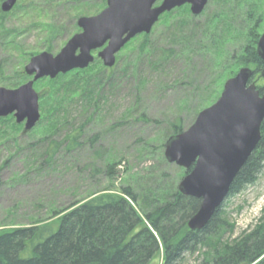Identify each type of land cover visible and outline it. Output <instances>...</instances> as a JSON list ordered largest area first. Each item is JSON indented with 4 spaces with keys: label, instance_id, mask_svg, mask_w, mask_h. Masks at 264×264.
Segmentation results:
<instances>
[{
    "label": "rangeland",
    "instance_id": "obj_1",
    "mask_svg": "<svg viewBox=\"0 0 264 264\" xmlns=\"http://www.w3.org/2000/svg\"><path fill=\"white\" fill-rule=\"evenodd\" d=\"M4 1L0 0V88L5 89H12L19 79L32 81L34 77L25 73L31 56L49 52V45L50 53L56 56L73 36L81 33L77 23L81 17L96 16L108 6V0H17L15 8L4 17ZM237 1L209 0L199 16L189 10L186 28L178 24L186 21L183 10L189 5L165 13L148 35L151 56L139 54L146 35L129 42L117 55L119 65L111 69L98 58L100 51L94 52V63L99 62L95 72L107 69V77H113L114 82L106 89L98 120L84 133L83 145L70 154L61 148L52 167L42 164L48 144L32 146L39 123L26 132L25 123L18 124L14 116H8L18 128L9 130L10 138L18 140V149H0V231L32 227L38 221L53 224L60 216L56 213L77 200L127 183L136 188L139 181L145 183L144 178L159 180L163 172L170 173L176 183L182 175L184 178L187 170L169 163L165 149L161 150L164 135L179 120H183L186 130L195 123L200 103L213 98L227 81L223 85L218 82L225 74L220 62L230 67L233 63L225 61V55L237 49L229 42L222 49L216 46L214 56L204 53L205 47L211 45L196 27L229 11L239 27L244 14L256 9L249 16L260 20L262 15L261 36L264 33V0ZM170 48L175 52L165 60L164 53ZM215 61L218 66L213 67ZM41 80L44 81L39 83ZM41 80L34 85L40 98L52 87L51 78ZM81 122L85 123V119ZM96 134L100 139L92 145L90 139ZM108 164L114 165L115 175L107 174ZM220 208L227 223L224 229H232L226 231L224 241L255 232L264 220V171L256 184L228 197ZM205 252L186 255L182 264H201Z\"/></svg>",
    "mask_w": 264,
    "mask_h": 264
},
{
    "label": "trees",
    "instance_id": "obj_2",
    "mask_svg": "<svg viewBox=\"0 0 264 264\" xmlns=\"http://www.w3.org/2000/svg\"><path fill=\"white\" fill-rule=\"evenodd\" d=\"M245 1L238 0L237 3ZM189 10L188 6L184 8L186 21H181L178 26L189 27ZM255 10L245 11L239 27L235 25L236 17L229 11L213 16L196 29L211 45L203 51L208 55L214 56L216 46L222 49L229 42L237 47L225 55V61L233 63L230 67L220 62L225 71L218 80L220 85L236 76L241 68H250L254 73L250 84H255L264 95L261 75L264 62L257 51L262 15L260 20L254 15L249 16ZM150 40L148 35L143 37L139 45L140 56H151ZM51 50L49 45L48 51ZM174 52L173 48L166 50L165 60ZM98 64L96 61L86 70L49 80L52 87L40 98L43 117L35 129L38 136L32 145L48 144L42 163L45 168L52 167L61 148L65 149V154L78 150L83 145L85 131L98 120L106 89L114 82L113 77H107V69L95 72L94 67ZM216 66L215 61L213 67ZM26 82L19 79L12 89ZM222 91L223 87L213 98L200 103L199 113L215 104ZM83 119L85 123L81 122ZM185 128L183 120L172 124L164 135L161 150L171 138L186 131ZM17 129L12 118L0 119V149H18V140L11 139L9 133V130ZM99 139L100 134H96L90 143L93 145ZM114 169V165H106L108 175H115ZM263 171L264 122L261 140L232 184L229 197L256 184ZM185 172L189 174L191 170ZM171 178L170 173L163 172L159 180L144 178L145 183L139 181L136 188L127 183L119 189H104L77 200L60 214L56 213L60 216L53 224L38 221L32 227L0 231V264H182L186 255L203 250L206 252L201 264H264V220L255 232L248 235L245 232L236 240L226 242L224 234L232 229H224L227 223L220 208L203 230L192 231L188 223L199 211L202 201L180 192L183 175L177 183Z\"/></svg>",
    "mask_w": 264,
    "mask_h": 264
},
{
    "label": "water",
    "instance_id": "obj_3",
    "mask_svg": "<svg viewBox=\"0 0 264 264\" xmlns=\"http://www.w3.org/2000/svg\"><path fill=\"white\" fill-rule=\"evenodd\" d=\"M160 1L162 3L156 6ZM209 0H108L107 8L92 17H81V33L73 36L56 56L44 52L34 56L25 73L34 79L17 89L0 88V118L14 115L31 132L41 120L40 97L34 89L43 78L55 79L75 70H85L94 63V52L106 68H113L117 55L133 39L149 35L165 13L185 5L201 15ZM17 0H5L3 13L11 12ZM258 55L264 62V34ZM250 68L241 69L227 80L218 101L203 110L195 123L171 138L165 157L171 164L191 170L180 182L185 196L202 201L189 221L192 231L203 230L229 197L231 186L261 140L264 122V95L255 84ZM264 78V70L261 73Z\"/></svg>",
    "mask_w": 264,
    "mask_h": 264
}]
</instances>
